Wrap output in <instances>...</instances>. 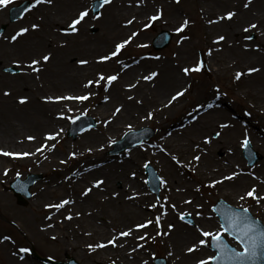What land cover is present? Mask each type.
Wrapping results in <instances>:
<instances>
[{"label":"bare ground","instance_id":"bare-ground-1","mask_svg":"<svg viewBox=\"0 0 264 264\" xmlns=\"http://www.w3.org/2000/svg\"><path fill=\"white\" fill-rule=\"evenodd\" d=\"M80 1L85 0H54L53 5L44 4L33 8L26 20L12 30L11 35H14L21 27H29L33 23L41 24V28L35 31L30 30L12 46H0V57H10L9 54L13 52L22 58L23 54L31 52L29 56L31 59L47 52L53 53V59L39 73V76H42L39 81L35 80L36 73L21 77L4 76L0 73V122L2 123L0 126V130H2L0 131L2 134H0V149L8 152L35 153L36 148L45 142V137L49 133L43 132V129H50V133L58 132L57 127H52V124L60 122V116L56 115L58 110H68L71 108L70 104L75 102H45L42 97L46 95H82L88 91L82 85L88 79H95L98 72H103L105 75L119 73L118 80L113 82L107 93L104 92L102 85L91 89L94 91L100 88L99 92L91 98L94 101L92 110L101 121L108 119L113 109L120 104L124 105V109L117 117L136 112L139 113L137 116H140L141 114L145 115L148 111H154L153 120H155V118L168 117L171 111L183 109L187 104L185 100L189 95V90L171 107L162 108L161 105L166 103L167 98L176 90L182 87L191 88L192 84H188L182 68L194 65L192 50L198 43L196 38L199 34H201V43L212 49L208 70L210 74H219L234 80L236 72H246L249 67L260 69L259 72L242 76L239 80L240 86L235 92L242 97L250 94L252 102L249 105L251 108L256 113L264 111V17L261 12L264 8V0H252L248 9L243 8L245 0H193L199 30L195 34H189L185 32L189 28L188 26L182 33L175 32L177 40L168 56L155 57V59L149 56L144 59L113 58L104 63H97V57L107 54L118 42L116 39L121 36L124 39L132 31L139 30V35L127 47L143 45L144 36L140 31L142 22H146V17L152 15L157 8L163 9V18L156 23H164L174 31L185 18L190 21L194 15L189 10L192 0H186L184 10L175 7L177 4L175 0H144V3L139 6L136 5L135 0H132L131 5L128 0H114L117 1L118 6L106 7L104 16L101 18L102 27L92 38L86 34L81 36L62 34L60 29L65 23V18L69 17L70 20L71 13H73L71 9ZM232 10L237 12L232 20L208 23L209 20H216L225 12ZM127 13L129 15H126ZM3 16L4 14L0 12V20ZM133 16L136 17V21L132 25L124 27V21ZM41 17H43L42 20ZM249 23L258 25L257 29L250 31L258 36L254 43L241 38L242 35L247 34L242 29ZM220 35L225 36L226 39L219 44L214 43L216 37ZM182 36L186 39L181 40ZM65 40L68 41L67 45L61 47L60 45ZM245 44L250 46L248 50L244 49ZM257 44L260 45V50L255 49ZM21 53L22 55H20ZM73 53H81L80 59H87L89 64L79 65L72 57ZM125 64L129 67L122 70V66ZM153 71L158 73L154 81L140 79ZM137 80H140V83L136 88L128 89L126 87ZM202 85L205 87L208 85V88L199 90L198 87ZM195 86V89L191 90L192 100L190 103L205 105L214 103L216 107L204 112L201 118L192 124L188 123L190 110L183 116L188 121L183 123L181 118H176L172 128L158 120L157 123L165 129L166 137L162 139L160 145H152V155L163 165L162 176L167 181V184H163V189L168 197L165 203V206L168 207V215L161 221L162 228L167 231L168 223L176 225L169 236H158L155 240L160 242L167 255L169 252L173 253L171 256L168 255L171 264H196L198 259H203L204 251L201 246L194 253L186 252L187 247L201 238L200 234L196 227L187 228L178 223L176 212L170 206L175 204L177 211H180V208H189L195 213L201 212L202 215L197 216L198 224L205 230L209 226L210 220L203 207H196V205H200L196 195V186L200 184V187H207L210 180L219 179L221 175L229 174L236 169V165L245 170L240 159V145L246 132L240 120L248 119V117L242 111H236L233 104L228 102L222 94L214 95L215 85L197 81ZM5 90L9 91L11 95L4 96L3 91ZM105 95H108L110 99L105 101L103 99ZM129 95L133 96L134 100L129 101L127 99ZM21 96L28 97V101L23 105L19 103ZM136 100L143 101V103L138 104ZM55 115L59 120L55 118ZM225 122L229 123L231 127L222 130L221 137L213 139L210 145L202 143L205 135L219 130L217 125ZM115 126L116 122L114 123V121L108 126L103 124L101 129L83 134L80 141L72 145L64 141L59 154L55 153L53 148H48L43 154L36 153L34 156L19 159L0 155V212L19 227L28 230V234L33 238L62 237L65 248L83 251L94 264H113V262L114 264H143L142 254L148 252V243L151 240L144 245L143 249L132 251L138 243H144L137 241L135 236L144 231H148L150 235L154 236V226H150L148 229L134 230L133 235L129 237H120L117 244H123V247L108 245L95 251H90L87 248L88 244L106 242L113 235L127 228H134L136 224L142 223L146 219H154L161 211L159 207L155 209V212L149 207L155 202L143 195L139 189L140 185L132 180L130 170L133 167L129 164L132 157L124 160V158L130 157L125 152L124 157H119L112 163H103L101 160L103 159L101 155L103 149L100 146L104 145L103 148H105L110 132ZM23 128L29 132H22ZM254 130L260 134L261 138H264V128L255 125ZM27 134L35 139L32 142L24 140V136ZM58 140L60 137H57L55 141ZM55 141L50 140L47 143L52 145ZM196 144H200L201 148H207V152L197 150ZM88 148H92L93 151L87 152ZM155 148L158 149L156 154ZM217 150L224 151L221 158H216ZM49 152L53 155L44 156V153ZM73 152L77 153L75 157L71 156ZM169 153L177 155L184 162L183 165L176 164ZM196 154L201 155L199 162L192 160L193 155ZM63 156L72 157L77 161L75 172L80 174L79 180L76 179L77 177L73 178L72 174L62 168ZM8 163H31L44 169L45 173L52 172L47 177L46 183L35 186L34 195L28 200V207L32 209L33 214H29L23 208L15 207L9 193L3 188L2 177ZM184 165L190 166L191 169ZM179 167L186 168L191 174L185 178L176 177L174 172ZM123 169L126 170L123 171ZM249 172L245 170V173ZM259 173L261 174L256 176L259 180L245 174L237 177L234 181H225L215 188H207L223 195H227L230 190H248L252 185H256L257 189L264 190V183L260 182L264 181V171ZM96 179H102L104 184L100 188H93L86 196L81 195L84 189L90 187ZM117 181L119 182V189H116L118 195L113 196L112 193L117 188ZM134 192L139 195L128 199L127 197L133 196ZM63 199L73 202L59 211L44 207L45 204H55ZM188 199L192 200V204L183 203ZM147 209L152 213H146ZM44 210L48 211L43 213ZM69 212L72 215L71 220L65 219ZM77 213L80 215L77 216ZM46 217H50V219ZM47 225L51 226L47 227ZM86 233H90V235H86ZM3 236L6 234L0 230V237ZM15 252L17 253L13 247L9 246L8 242L0 243V256L3 262L6 264H28L27 260L21 261L18 256L13 255Z\"/></svg>","mask_w":264,"mask_h":264},{"label":"snow or ice","instance_id":"snow-or-ice-1","mask_svg":"<svg viewBox=\"0 0 264 264\" xmlns=\"http://www.w3.org/2000/svg\"><path fill=\"white\" fill-rule=\"evenodd\" d=\"M13 0H0V8L7 7L10 3H12ZM129 4L131 5L132 0H128ZM176 3H179L180 0H175ZM113 3V0H91L90 3L87 4V6L83 7L81 10H78L67 22L66 26L62 27L60 31L64 35H78L81 31V28L84 25H88L89 27H95V24L93 22L100 21L101 18L104 16V10H106L107 6H110ZM135 3L137 6L144 3V0H135ZM252 3V0H245L243 4V8L248 9ZM53 5L54 0H32L30 5H25V7L21 10L23 13L30 12L33 8H36L40 5ZM237 15V12L235 10L227 11L222 16L217 17L216 20H209V24L217 23L222 20H232ZM163 18V9L157 8L156 11L152 14L146 17V22L143 23L142 28L143 29H149L153 26V24ZM43 17H41V20ZM136 21V17L133 16L131 19H126L124 21L123 26L127 27L129 25H132ZM190 24V21L185 18L182 23H180L176 28L175 32L182 33ZM41 28V24L39 23H33L29 27H21L18 31L15 32L14 35H11L10 37L5 36L3 37L5 40H8L10 44H14L18 41L19 38L23 37L25 34L29 33L30 30L35 31L39 30ZM258 25L256 23H249L246 27L242 29L244 33H250L252 29H257ZM139 35V30L132 31L130 35H128L126 38L121 39L119 42L115 43L113 45V48L105 55H101L97 57V63H104L107 61L112 60L113 58H119V56L122 53V50H124L129 44H131L135 37ZM181 40L186 39V37H181ZM226 39L225 36L220 35L216 37V40L214 43L219 44L221 41H224ZM245 40H252L253 37L251 35H245ZM68 43L67 40L63 41L60 45L61 47L66 46ZM179 43V41H178ZM137 47H146V45L138 44ZM245 50H248L250 47L248 44H245L244 46ZM256 50H260V45H255ZM219 50V49H216ZM212 49L209 50V55H211ZM53 59V53L47 52L44 54H41L39 56H36L34 58H31L27 61H21V60H13L12 64L15 65V67L19 70V74L23 75H30L32 73H36V79H39V73L41 72L42 68L47 65L51 60ZM119 62V61H118ZM77 63L81 66L89 64V61L87 59H79ZM204 61L203 60H197L196 63L192 67H184L182 68V72L185 76L189 75L192 72H200L204 68ZM129 65L125 64L122 66L123 68H128ZM4 71L9 72L11 75H16L17 72H13L11 68H5ZM260 69L257 67H249L246 72H236L233 79L236 81H239L242 76L244 75H251L252 73L259 72ZM158 76V73L153 71L150 72L147 75L142 76L140 79L144 81H154V79ZM119 78V73L111 74V75H105L103 72H98L96 74L95 79H88L86 83L82 85L84 89H88L84 94L82 95H46L43 96L42 99L45 102H59V101H78L80 103H83L85 101L90 100V98L95 95V92L91 89L93 87H99L103 86L104 92L107 93L109 91V88L112 86L113 82L117 81ZM103 82V84H102ZM140 83V80H137L135 83H130L126 85L128 89L136 88L137 85ZM188 87H182L174 92V94H171L167 98V102L162 104V108H168L171 107L174 103L178 102L181 98H183L186 93L188 92ZM4 96H9L11 93L7 90L3 91ZM214 95L219 96V86L216 87V91ZM105 101L109 100L110 97L108 95H105L103 97ZM129 101L134 100V97L129 95L127 97ZM28 101L27 96H21L19 98V103L21 105L25 104ZM136 103L142 104L143 101L136 100ZM216 107L214 103H208V104H197L195 108L192 109L191 112L188 113V116L190 117L188 123L192 124L194 121H198L202 114L204 112H207L208 110L213 109ZM124 109V105L120 104L116 106L113 111L111 112V115L108 119L102 121V123L105 126H108L112 123V120L117 117L119 114L122 113V110ZM68 111L71 112L72 109L68 108ZM60 118L68 119L75 123L79 117H71L66 116L64 112H60L58 114ZM83 115V113L81 114ZM155 112L154 111H148L142 119L145 120H152L154 118ZM231 125L229 123H219L217 125V128L219 130H215L213 134L211 135H205L203 137L202 143L205 145H210L213 141V139L219 138L222 136V130L230 128ZM127 134H133L136 133L133 130L132 124H127ZM60 131H63L61 129ZM60 135L59 132L54 133H48L45 137V142L41 144L39 147L36 148V152H8L4 151L3 149H0V155L11 157L13 159H19V158H25L29 156H34L36 153H41L48 149V148H55V144L49 145L48 141H55L57 137ZM28 140H34L35 137L29 136L27 137ZM109 143H116L115 140L109 139ZM141 146H143V143L141 142ZM243 149L247 150L250 146V138L245 135L244 139L241 142L240 145ZM101 149H103L104 145L100 146ZM195 148L199 150L200 152H207V148H201L200 144H196ZM166 151V149H163ZM87 152H92V148L86 149ZM231 151V150H229ZM77 153L73 152L71 153L72 157H75ZM171 159L175 161L178 165H183V161L180 160V158L172 153H169ZM201 159V155L196 154L193 155L192 160L199 162ZM61 163H66V161H61ZM227 163V161H225ZM188 166V165H184ZM145 168L148 167V164L144 165ZM9 172V169H4V175H7ZM251 175L253 178L259 180L258 177H256L255 172H249L245 173V170L240 168L239 165H236V169L231 171L227 175H221L219 179H212L208 182L207 187L215 188L219 184H223L225 181H234L237 177L241 175ZM17 176L20 175L19 172L16 173ZM133 177H135L136 173L133 171L131 173ZM161 184H167V181L164 180L162 177L158 178ZM261 183H264V181H260ZM104 184V181L102 179H96L92 183V185L81 193V195H88L93 188H100L101 185ZM20 190H23L21 187ZM177 191H180V189H177ZM196 191H200V185L196 186ZM34 195V193H33ZM113 196H117L118 193L113 192ZM139 195V193L134 192L133 196L127 197L128 199H132L135 196ZM248 198H251L253 201H255V204L257 206L261 205V202L264 201V194H257V186L252 185L248 190L243 192L238 196V200L241 202H246ZM165 201L168 200V197L164 198ZM73 201L68 199H63L55 204H45V208H54L57 211H59L62 208H65L66 205L71 204ZM184 204H192V200H184ZM161 209L159 213L155 216L154 219H146L142 223H138L134 226V228L130 227L127 228L124 231L119 232L116 235H113L111 239L107 240L106 242L96 243V244H88L87 248L90 251H95L98 248H104L108 245H111L113 247H123V244H117V241L120 237H129L132 236L134 233V230H141V229H148L150 226H154L155 229V235H150L148 231H144L142 234L136 235L135 239L137 241H143L144 243H138L135 248L132 249V251H136L137 249H143L144 245L149 241H155L156 237L158 236H169L171 234V231L176 227L174 223H168L167 224V231L163 230L161 221L164 217L168 215V207L165 206V204L161 203L159 198H157L155 203H152L149 205L152 209ZM171 209L176 212L177 219L187 225L195 226L197 231L200 234V237L196 243H193L191 246L186 248L187 253H194L197 251L201 246H210L215 249V254L207 256L203 259H198L196 261V264H264V222L260 220L259 217H254L251 214V211L249 207H246L244 203H240L237 206L233 207L232 205L227 204L224 201H220L219 206H213L212 212L216 213V215L219 217V228L218 230L212 232V231H205L203 228H201L199 225L194 224L191 212L187 211H177L176 205L172 204ZM197 208L203 207L202 205H196ZM196 216H201L202 213L197 211ZM77 216L80 215V213L76 214ZM47 219H50V217H46ZM65 219L71 220L72 215L69 212V214L65 217ZM51 225H47V227H50ZM225 234L229 237H231L232 241L235 242V245H238L237 248L233 244H230L225 239ZM86 235H90V233H86ZM210 238V240L208 239ZM53 240L56 239V237H52ZM12 238L10 236H3L0 237V243H3L4 241H11ZM28 248H19L17 253H13V255L18 256L19 260H24L23 255H19V253H28ZM169 256L173 255L172 252L168 253ZM155 256V254H153ZM114 264V262H113ZM143 264H147V261H144Z\"/></svg>","mask_w":264,"mask_h":264},{"label":"rangeland","instance_id":"rangeland-1","mask_svg":"<svg viewBox=\"0 0 264 264\" xmlns=\"http://www.w3.org/2000/svg\"><path fill=\"white\" fill-rule=\"evenodd\" d=\"M20 1H22V0H13V2L10 3L7 7L0 8V12L4 13L3 18L0 20V25L2 23L7 22L6 18H7L8 8L13 4H18V2H20ZM184 1L185 0H181L175 7L184 10L183 7H180L181 5L185 4ZM31 2H32V0H31ZM90 2H91V0L80 1L78 4H76L75 7H73V9H71L73 11V13H71V15L73 16L78 10H81L83 7L87 6V4ZM123 5L126 6V4H123ZM110 6H118L117 1L113 0V3ZM126 7H130V6L127 5ZM262 9L263 10L261 12H263V17H264V8H262ZM190 11H191L192 15L196 13V7L195 6L193 7V0H192V4L190 5ZM30 12H27L26 14L24 13L25 15L23 14L24 17L22 16V20ZM126 15H129V13H127ZM26 18L23 21H21V19H18L15 22L10 23L7 26V28L5 29V31L0 34V46L1 47L5 46V45H9V46L13 45V44H10L9 41L5 40L3 37H5V36L10 37L12 30L15 27L19 26L21 23H23L26 20ZM193 19L194 20L191 22L193 27L191 28L190 32L195 34L198 31V19L195 15H193ZM68 20H69V17H66L65 23ZM93 23L95 24V27H89L88 25H84L81 28L80 33L76 36H80L81 34H83L82 32L87 33L88 35H90L91 38H92V36H95L99 32V30L101 29L102 23H101V20L93 22ZM160 29H167L169 31L170 30L173 31V29L171 27L166 26L164 23H156L155 22L153 24V26L149 29H143L141 26L140 31L142 32L141 34H143V36H144V44H146V47L143 50H146V52L143 53L144 55H142V56L141 55L135 56L138 53H141L143 50H137V48H134V47L126 48V49L122 50L120 58L130 57V56H132L134 58H145L147 56L155 57V55H158V56L169 55L171 53L173 46H174V43L176 41V36H175V34L173 35V33H172V39H171L169 45L165 49H163L161 51H154L150 47L151 38ZM246 35L252 36L253 33H248ZM244 36L245 35H243L242 38H244ZM252 37H253V39L250 40L249 42H256V37H254V35ZM122 38H123V36L117 38L116 40H118V42H119ZM196 40H198V43H196L195 46L193 47V50H192L193 51V57L196 59V61L199 60V51H202L205 66L200 71V73H202V74L197 75L198 72H192L189 75H187L186 77L188 79V82L194 84L196 82V80H199L198 77H201V78H203V79H201L203 82H207L210 84H211V82H213V83H216L217 85L223 84L225 87H227V85L232 86L233 84L227 80L228 77H226V79H223L219 75H216V74H212L211 77H210V75H208V72L206 71L207 68L209 69V66H208L209 61L207 58V55H208L207 45H204L203 43H201V34L198 35ZM246 41H248V40H246ZM9 55H10V57L9 56L0 57V73L4 76H10V77L28 76V75L19 74V72L16 75H11L10 73L4 71V67L12 66L13 60H20V59L23 61L29 60V56L31 55V52H26L23 55L21 53L20 55L23 56L22 58L18 57L17 54H15L13 52H12V54H9ZM72 57L75 59V61H78L82 57V55H81V53H73ZM210 60H211V57H210ZM33 78H35V77H33ZM41 78H42V76H39V79H35V80L39 81V80H41ZM126 81H127V79H126ZM221 90L223 92H225V94H227L229 97L234 98L236 100L239 99V95L236 94L235 92H228L224 87H221ZM229 97L226 96L227 101L232 102L234 105V108H236L242 112L244 111L243 113H246L248 116L249 123L247 121L246 122L243 121V123H244L243 127L248 131L246 133V135L250 138L251 146L253 147L254 150L259 152V154L261 155V159H259L252 167L247 166L246 160L242 156V149L240 151V159L242 160L243 164L245 165L246 170H251V172H255V175H257L260 171H264V167H263V165H264V141L259 142L257 144L253 143V141L251 140L252 137L256 139L259 135H258V133L256 134L255 132L252 131L253 128L251 127V124L264 125V112L255 113L253 110H251L250 107H249L250 108L249 109L247 106H245L246 102L243 99L241 101H238V103L237 102L235 103L234 101H231V99ZM245 97L246 98H244V99L249 104L251 99L247 96H245ZM191 100H192L191 95H188L187 99L185 100L187 102V104L184 105L185 107L183 109H180L177 111H171L168 114V117L155 118V120H153V119L152 120H145V119H142L144 114L137 116L139 113L136 112V113L129 114V115L123 114L122 116L115 117L112 120V121H114V123L116 122V126L110 132L109 139H111V140H115V141L118 140L127 131L126 125L129 123L132 124L133 130L138 129V128L143 127V126H150L156 131L155 135L152 138H150L149 140H147L146 142L143 143V146L140 145L138 147H135V148L127 151V152H129L130 157L124 158V160L129 159L131 157L133 158L132 161L129 163L133 167L132 170H130V173H132L133 171L136 173L135 177H133L131 175L133 178L132 180H134L135 182H137L140 185L139 189L141 192H144L145 194H147L149 196V198L155 202H156L157 198H159L161 203H166V201L164 200V198L167 197L166 192L162 190V184L160 185V193L157 197L154 196L150 192L149 185L147 182L146 168L144 167V165L150 164L153 167V169L156 171L157 175L159 177H162L161 170H162L163 165L161 163H158V161L154 160L152 155L150 154L151 151L153 150L152 145H154V144H155V146L160 145L161 144L160 142L162 141L161 139L164 136L163 135V131H164L163 127L162 126H161L162 128L160 127V124L157 123V120L158 119L161 120V122L163 124L168 125V127L171 126V128H172L173 124L175 123L174 120L176 118H181V121L183 123H185L188 119H186L183 116L187 113L186 112L187 110L192 108L193 103H190ZM92 105H91V101L85 102L83 104L79 103L78 105H73V107H71L72 111L69 113H66V116L74 117V116L81 114V113L86 114V115H90L91 117H93L96 120V126L93 128L87 129V131H96L98 129H101V126L103 125L102 121L97 117V114L91 110ZM1 124L2 123L0 122V126H1ZM52 125H53L52 127H56V126L58 127L60 125V127H58V130L60 133V135L58 137H60L61 140L55 141L53 143L56 145L55 148H53V149L55 150V153H57V154L60 153V149H62L61 144L64 143V141H67L69 144H74L75 142L78 143V141L81 138L80 135L87 132L86 130H84V131L78 133L75 138L70 137L69 133H70L71 121L68 119H62V121L60 123H54ZM24 126L26 127L25 124H24ZM61 129H63V131H60ZM0 131H2V130H0ZM22 132L28 133L29 131L26 128H23ZM43 132H51V130L48 128H44ZM250 132H252V134H250ZM213 133L214 132H212L211 134H213ZM0 134H1V132H0ZM27 135H29V134H27ZM27 135H25L24 137H26ZM111 144L112 143L108 142V146L101 151V155L103 157V159H101V160L103 161V163L109 164V163H112L113 161H115L119 157H124L122 154L126 150L121 151L116 155L111 154V152H110L112 149ZM155 151H158V150L155 148ZM47 154L44 153V156ZM49 154L53 155L51 153H49ZM223 154H224L223 150H218L216 152V156L218 158H221L223 156ZM49 156H47V158H49ZM42 157H43V155L41 156V158ZM62 161H66V163H62V168L65 170L71 168L70 172L73 173L72 167L74 165V160L71 158H66L65 156H63ZM40 162H41V160H40ZM261 164H262V166H261ZM6 168L9 169V172L7 175L3 174L2 183H3L4 190L7 193H9V196L11 198V202L13 203V205H15V207L23 208L29 214L30 213L33 214L32 209L30 207H28V205H29L28 200L32 197L33 193L35 192V190H36L35 186L37 184L40 185V184L46 183L45 181L47 179V176H44L42 179H40L39 181H36L31 186V188L29 190L31 195L28 199H26L25 204H18L17 203L15 196L9 190L8 183L10 181H12L15 177H17V175H16L17 172L20 173V175L18 177H20L21 179H24L27 173H42V172L44 173V169H40L37 166L32 165L31 163L30 164H28V163H26V164L8 163ZM126 169H123V171H125ZM48 174L50 175V174H52V172H50ZM174 174L176 177H184L185 178V177H187V175H190L191 172L187 173L186 168L179 167L178 170H176L174 172ZM118 184H119V182L117 181L116 182L117 188H115V190L113 191L115 193L118 191L116 189H119ZM245 191L230 190V192L227 195L220 194L217 191H214V190H211V189L205 188V187H202V188L200 187L199 192L196 191L198 203L203 206L204 212H206L211 218L210 224L207 227L208 229H206V231L214 232V231L218 230V228H219V222H218L216 216L211 211V206L214 204V202L218 198H221L222 200H224L225 202H227L228 204H230L234 207L240 203H244L246 207H249L251 213L255 217H259L260 220L262 222H264V201L261 202L260 206H257L255 204V201H253L251 198H248V200L246 202L239 201L238 196ZM57 192H60V191H57ZM263 192L264 191L259 190V191H257V194H263ZM109 205H110V203H109ZM110 207H111V205H110ZM47 211L48 210H44L43 213H46ZM146 211L148 212L149 210H146ZM181 211L191 212L192 213L191 218L193 219V221H194V219H196L195 211L188 210V209H182ZM176 219H177V216H176ZM177 222H179L180 224H182L183 226H185L187 228L193 227V226L187 225V224L179 221L178 219H177ZM195 223L198 224V219L195 220ZM0 230H4V233L7 234L6 236H10L12 238L11 241H6V242H8L9 246L13 247L17 252H18L19 248H28L29 249L30 247H33L42 256H49L53 259L65 260L66 256L69 255L70 257L74 258L79 264H94L83 251H81V250L76 251L77 249L65 248L64 242H63L64 239L62 237H58L55 240H53L52 237L51 238H43V239L33 238L31 235L28 234V230L23 229L22 227L19 228V226H17V224L15 222L12 223V221H10L1 212H0ZM229 241L232 243V241L230 239H229ZM203 249H204L206 256H210V255L214 254L208 249V246H203ZM28 253H29V251H28ZM28 253H19V255H23L24 259L28 261V264H41V263L35 261L33 258H31ZM153 254H155V256H153ZM156 256L166 257V260H167L166 264H171V261L167 255L165 249L160 244V242L158 240L157 241L151 240L148 243V252L146 254H142L143 262L147 261V264H155L154 258ZM0 264H6L5 262L2 261L1 256H0Z\"/></svg>","mask_w":264,"mask_h":264},{"label":"water","instance_id":"water-1","mask_svg":"<svg viewBox=\"0 0 264 264\" xmlns=\"http://www.w3.org/2000/svg\"><path fill=\"white\" fill-rule=\"evenodd\" d=\"M219 203H220V201L218 202V206H219ZM71 264H73V263H71Z\"/></svg>","mask_w":264,"mask_h":264}]
</instances>
